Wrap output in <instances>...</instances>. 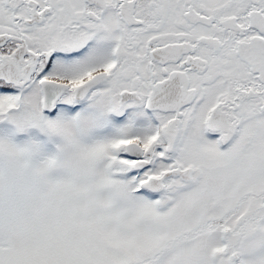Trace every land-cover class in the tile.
<instances>
[{
    "label": "snow or ice",
    "instance_id": "1",
    "mask_svg": "<svg viewBox=\"0 0 264 264\" xmlns=\"http://www.w3.org/2000/svg\"><path fill=\"white\" fill-rule=\"evenodd\" d=\"M0 264H264V0H0Z\"/></svg>",
    "mask_w": 264,
    "mask_h": 264
}]
</instances>
